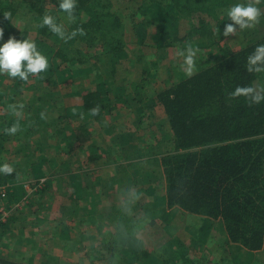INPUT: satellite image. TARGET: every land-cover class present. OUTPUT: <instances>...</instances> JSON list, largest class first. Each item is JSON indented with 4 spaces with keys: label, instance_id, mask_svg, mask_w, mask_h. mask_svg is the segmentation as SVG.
I'll return each mask as SVG.
<instances>
[{
    "label": "trees",
    "instance_id": "trees-1",
    "mask_svg": "<svg viewBox=\"0 0 264 264\" xmlns=\"http://www.w3.org/2000/svg\"><path fill=\"white\" fill-rule=\"evenodd\" d=\"M38 1L44 3L45 0ZM53 1L50 8L41 6L46 14L37 13L36 17L47 15L49 19H56L63 11L72 16L85 14L80 24L71 26L67 45L58 49L50 44L51 24H38L37 34L31 39L28 31L6 29L9 19L0 13V35L8 38L7 50L16 58L10 70L15 84L29 90L39 89L44 82L55 84L54 73L59 71L60 63L66 62L67 67H72L71 71L77 70L92 54L99 62L109 55L110 73L106 72L109 77L115 76L126 56V25L112 9L111 1ZM150 1L156 8L153 10L155 20L159 21L155 39L160 48L205 49L210 58L207 64L201 60L197 64L192 62V73L180 72L177 80L161 89L150 103V107L161 105L171 131L167 141L169 149L162 157L165 204L204 215L211 226L213 221L221 224L228 250V258L221 264H259L260 252L264 251V35H253L244 38L238 47L231 46L228 42L234 39L233 29L246 23L249 15L235 24L228 10L238 14L244 9L249 13L256 7L255 3L264 4V0H243L244 4H240V0ZM200 13L207 17L197 16L196 22L194 17ZM179 16L191 21L192 28L183 36L175 32L177 36L167 37L169 27L176 26L168 24ZM210 18L215 20V26ZM146 20L131 24L140 41L144 37L139 32ZM194 38L204 41L197 43ZM2 66L0 61V68ZM58 77L62 80V75ZM31 79L34 82H30ZM104 81L95 94L86 97L87 106L93 102L103 103L99 91L107 89L108 82ZM7 105L10 106L11 101ZM43 111L40 108V114ZM37 119L44 118L40 115ZM22 121L19 117L12 118L9 127H4L7 130L0 129V138L5 141V135H12L14 126H22ZM0 147L4 146L0 143ZM38 158L29 163L34 175H39L41 163L49 159L44 154ZM26 169L28 174V167ZM11 174L16 175V171ZM5 175V180L14 179L8 173ZM45 188H49V180ZM134 206L143 210L142 221L148 218L153 225L170 219L168 211L159 208L156 199ZM126 240L118 256V261L125 264H200L189 256L190 247L178 238L163 244L166 254L162 252L163 256L148 251L137 233ZM159 241L163 243V236ZM106 246V264H112L114 245ZM0 264L16 263L0 256Z\"/></svg>",
    "mask_w": 264,
    "mask_h": 264
},
{
    "label": "rangeland",
    "instance_id": "rangeland-1",
    "mask_svg": "<svg viewBox=\"0 0 264 264\" xmlns=\"http://www.w3.org/2000/svg\"><path fill=\"white\" fill-rule=\"evenodd\" d=\"M68 1L74 2L75 0ZM110 1L112 9L115 12H118L121 19L124 21V24L126 25V33L128 35L125 40V52L127 57L124 56L121 61V64L124 67L123 71L136 77L142 70H145L142 76H144V78L147 77L149 82L152 81L154 76H156L155 74L152 77V73H154L156 68L166 74L164 69L160 68L158 65L152 64L150 61V58L152 57L150 56L151 53L149 54L150 47L153 43L158 44L156 43L155 36L158 35L159 30V21L155 20V12L153 13V10L156 9L153 2L150 0ZM239 3L244 4L245 2L240 0ZM260 3L259 6H264V4ZM255 4L254 7L256 6V9H251L249 13L244 9H240L241 11L239 10L240 12L238 14H234L233 11L228 10L229 18L235 24H239V22L244 18L246 19L249 15L246 19V23L239 28L236 26L233 29L234 39H231L228 42L231 46L238 47L242 41H245L244 38H252L253 35H264V16L259 13L260 11ZM44 5L50 8L54 5V1L45 0L44 3H42V1L38 0H0V13L2 12L1 15H5L9 19V24L6 25V29L13 28L16 31H28L31 39L37 34L38 24H51L53 29H51L52 32H50L49 36L50 44H53V46L58 49L67 45V35L71 31V26L80 24V22L84 20L85 14L79 13L72 16L66 11H63L58 13V18L56 19H49L47 15H41L37 18V13L46 14L45 10L40 9L41 6ZM143 16H146L148 21ZM197 16L200 18L207 17L205 13L196 14L194 17L196 22H198ZM142 19H144V21L146 20L147 23L139 32L142 33V36L144 37L142 40L143 44L145 43L142 46L144 47V51L142 50V53H140L139 49L141 45H136V42L139 40L137 41L138 37L136 38V36H133L135 33L131 24L133 22H138V24H140ZM210 22L214 24L213 26L216 25L215 20L211 19ZM172 23L176 24L174 29L170 26ZM168 25L170 27L168 29L169 34L167 37H170L176 35L175 32L179 33V35L187 33L192 26V23L184 16H179ZM194 40L197 43L204 41V39L201 38H194ZM8 42L9 40L6 36L0 35V61L3 62V66L0 68V73L9 76L3 79V82L0 83V90L5 87V90L9 92V96L13 93L16 94V97L14 98V112L11 115L23 119L22 122H26L29 117H31L33 121L49 122V112L52 107L54 114H58V120L60 121V113L64 104H60V100L58 99L55 100L54 98H49L50 93L48 91H58V89L66 91L68 90V87L73 89L72 85L75 89L78 84H84L88 89L92 87L98 89L101 87L103 81L102 75H104V73L108 75L107 72L109 73L110 71V69L106 68L103 62L98 61L99 58L97 56L92 54L80 63L77 70L71 71L72 67H67L66 62L60 63L59 71L58 69L56 70L57 72L54 71V76L57 77L55 84L44 82L40 84L39 89H25L23 88V85H16L15 80L10 78V70L13 69L12 67H14L16 63V58L7 50L6 45ZM195 50H197V53L200 51L193 58V60L196 61V64L200 63V60L201 63L204 64L210 63V58H208L205 49L196 48ZM194 61L192 62L194 63ZM193 63L192 66H189L190 63L187 66L191 72L194 70ZM138 68H140V71ZM162 72L160 75L163 74ZM59 75H62V80L58 77ZM77 77H82L83 80L77 83ZM30 82H34V79H31ZM107 84L110 85V83ZM32 91H40L42 94L30 97ZM46 92L48 93L45 94ZM7 101L8 99H0V118L5 119L6 124H10L12 116L8 117L11 111L7 109ZM49 104L51 107H49ZM40 108L44 109L41 114ZM2 115L3 117H1ZM40 115L44 118L43 120L37 119ZM19 128L17 135H15L14 132L12 135H5V138H7L5 141L0 138V143L4 146L0 147V187H4L7 191L6 197L0 198V209L4 207L5 211L8 212L7 215H4L3 212L0 211V256L3 258H9L16 264H106L105 258L108 253L106 245L113 244L115 249V260H113L112 264H125L124 262L118 261V256L122 254L123 250L121 247L123 245L121 244L126 243V239H128L129 236L134 235V233L124 237L122 230H117L118 226L115 222L117 221L121 226L124 225L125 223L123 220L118 221L116 219L118 217L123 218L124 214L126 215L127 221H135L137 218L134 216V213L137 212V209L139 210V208L136 209L134 206L138 205L137 201H135L136 204L134 205L130 204L131 208H129V211L126 209L120 210L117 215L114 214L112 217L109 214L101 215L99 221L103 223V225L101 224L100 227L98 226L99 223H90L88 225L86 224L87 222L85 224L83 223L84 226L86 225L85 227L82 226V229L84 230L79 229V227L74 224V222H76L82 215L81 212H85V210L81 211V208L80 216H72L73 227L69 234L70 236L67 238L64 237V239H57L51 244L52 250H49V217L59 214L60 209L63 211L61 207L63 195L60 192L55 193L58 188L57 182H54L48 189L45 188L48 180L49 183L52 181V179L49 178V162L44 161L41 163V171L36 178L34 175H31L32 173L29 163H31L33 161L32 159L36 158L37 155H46V153L48 156L61 159V156H63L61 155L63 149L62 146H57L56 143H59L60 135L57 133L62 128V124L60 122V125H57L56 127H49V125L43 124L40 125L38 132L30 131L26 126ZM29 132H32L33 134H28ZM170 138V136L166 138L164 136L166 144H164L165 141L161 144L158 142L156 147H164V151H167L169 149L167 147L169 144L167 141ZM29 142H31L33 149L25 145ZM20 145H25V149ZM46 145H48V147ZM58 145H60V143ZM22 150L24 151L19 152ZM55 166L58 167L59 165L55 163ZM76 166L77 165H74V167ZM26 167H28V174H26ZM152 167H154V164L151 165V168ZM12 171H16L17 176L11 174ZM5 173H8L9 176H14V179H3V176L7 177ZM59 187L61 186L59 185ZM49 195L54 197V206L50 209L51 212L49 211ZM107 198L111 197L107 196ZM69 203L70 201H68L66 205H69ZM133 203L134 201L132 204ZM81 205H83V202L80 204V207ZM66 212L67 214L69 213L68 210ZM97 215H95V218L98 217ZM88 217V213L82 215L84 222L89 219ZM110 219H113L111 220V224H109ZM145 220L150 222L148 218H145ZM210 222L211 221L204 215H194L191 213L185 214L184 212H181V217L178 218L175 223L172 222V224L165 230L163 228V223L160 220L155 225L148 223L147 226H144L141 229L142 232L137 233V235L140 239H143L148 251L153 254H158L159 256H163L161 253L163 252V249H165L163 245L164 243L159 241V238L163 236V234H166L168 238L167 241L176 237L183 241L181 238L184 237L187 239V236L193 235L192 238H194L195 243H191L189 249L190 256L200 261V264H221L224 258H228V250L225 247V235L223 233V228L218 221H213L212 226L209 225ZM208 225L210 228L207 229ZM128 227L130 226L128 225ZM124 228L125 227H121V229ZM137 228L140 227H135V229ZM114 237H117L118 241H113ZM215 237L217 239L214 241ZM39 241L41 244L38 243ZM167 241L165 240L164 242L166 243ZM218 242L219 245H217ZM260 253L259 264H264V251ZM164 255L166 254L164 253ZM208 255H210V257H208ZM136 264H138V262H136Z\"/></svg>",
    "mask_w": 264,
    "mask_h": 264
},
{
    "label": "crops",
    "instance_id": "crops-1",
    "mask_svg": "<svg viewBox=\"0 0 264 264\" xmlns=\"http://www.w3.org/2000/svg\"><path fill=\"white\" fill-rule=\"evenodd\" d=\"M257 8L260 11L259 13L264 16V6L257 4ZM134 33L135 35L133 36L137 38V33ZM184 34H181V36ZM137 41L136 45H141L139 52L142 53V50L144 51L142 46L145 43L143 44L139 38H137ZM198 53L195 48H186L183 51H178L176 48H160L153 43L149 52L153 59L151 57V60H149L152 64L164 69L166 74L156 68L154 73H152V77L155 74L156 76L149 82L147 77L144 78L142 76L145 70L133 77L125 73L123 71L124 67L119 64L118 73L115 76L109 77L106 73L102 75V80L104 79V82L110 83V85L107 84V89L99 91V93L101 92L100 96L103 99V103L93 102L90 106H87L86 97L89 94H95L98 90L94 87L88 89L84 84H78L75 89L72 85L73 89L68 87L66 91L59 89L58 91L49 90V98L58 99L60 104H64L60 113L61 120H58V114H54L52 107L49 112V122H32L33 119L31 117H29L30 120L27 118V121L23 122L22 126H26L33 132H38L40 125L43 124L49 125V127H56L60 125V122L62 124L60 131L57 129L59 131L57 134L60 135V145H58L59 143H56V145L62 146L61 155L63 156L58 159L48 156L47 153L45 155L46 158H49L46 159V162L49 161V178L52 179L49 187L54 182H57L58 188L55 193L60 192L63 195L61 203L63 211L60 209L59 214L49 217V250H52L51 244L54 241L70 236L69 234L73 227L72 216H80L81 208V211L85 210L81 214L85 215L88 213L89 219L84 222L81 215L76 221L77 223L74 222L79 229H82V226L85 227L86 225L84 226L83 223L85 224L86 222L87 225L99 223L98 226L100 227L101 224L103 225L99 221L101 215L109 214L111 217L114 214L117 215L120 210H125L130 206L133 201V204L137 201L138 205H140L156 199L159 202V208L166 209L170 214L168 221H162L164 230L181 217V212L190 214L178 207L169 208L165 204L166 183L162 157L166 151H164V147H156V144L158 142L159 144L164 143V141V144H166L164 136L165 138L171 136V131L161 105L157 103L150 107V103L152 99L156 98L157 93L161 89L177 80L180 72L192 73L187 66L194 61L193 58ZM101 62L105 64L106 68L110 69L111 60L109 55L105 56ZM138 70L140 71V68ZM161 72L163 73L162 75H160ZM7 77L9 76L2 73L0 83ZM10 78L15 80L12 75ZM83 78L77 77V83ZM136 86L138 89H136ZM8 93L4 87L0 90V99H8L7 103L11 101L10 106L6 104L7 109L11 111L8 117L12 116V118H15L11 114L14 112L16 94L13 93L9 96ZM40 94H42L40 91H32L30 97L39 96ZM49 107H51L50 104ZM7 126L9 127V124H6V120L0 118V129L3 128L2 130L5 131L6 128L4 127ZM22 126H14L15 135L18 133L19 127ZM30 133L33 134L32 132L28 134ZM26 146L33 149L31 142L27 143ZM46 146L48 147V145ZM39 156L37 155L32 160L36 161ZM55 163L59 166H55ZM153 164L154 167L151 168ZM74 165L77 166L74 167ZM34 177H38V174H35ZM107 196L111 198H107ZM53 198V196L49 195V211L54 206ZM68 201L70 203L66 205ZM82 202L83 205L80 207ZM67 210L69 211L68 214ZM142 211L139 208L134 213L137 218L135 221H127L125 214L123 218H116L118 221L123 220L125 223L121 226L120 223L115 222L119 227H117V230H122L124 237L133 233H141V229L150 223L145 219L142 221ZM95 215L98 217L95 218ZM111 220L113 219L109 220V224H111ZM133 224L135 227L140 228L135 229ZM121 227L125 228L121 229ZM192 236H187V239L181 238L182 242L188 247H191V243H195ZM167 239L166 234H163V243ZM216 239L215 237L214 241ZM113 241H118V238L114 237ZM38 243L41 244L40 241ZM217 245H219V242Z\"/></svg>",
    "mask_w": 264,
    "mask_h": 264
},
{
    "label": "built area",
    "instance_id": "built-area-1",
    "mask_svg": "<svg viewBox=\"0 0 264 264\" xmlns=\"http://www.w3.org/2000/svg\"><path fill=\"white\" fill-rule=\"evenodd\" d=\"M6 195H7L6 189L4 187H0V198L1 197H6ZM0 211L3 212L4 215H7V213H8V212L5 211V208L4 207L1 208Z\"/></svg>",
    "mask_w": 264,
    "mask_h": 264
}]
</instances>
